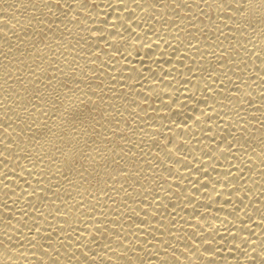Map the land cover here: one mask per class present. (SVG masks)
<instances>
[{
    "label": "bare ground",
    "instance_id": "1",
    "mask_svg": "<svg viewBox=\"0 0 264 264\" xmlns=\"http://www.w3.org/2000/svg\"><path fill=\"white\" fill-rule=\"evenodd\" d=\"M0 264H264V0H0Z\"/></svg>",
    "mask_w": 264,
    "mask_h": 264
},
{
    "label": "clouds",
    "instance_id": "2",
    "mask_svg": "<svg viewBox=\"0 0 264 264\" xmlns=\"http://www.w3.org/2000/svg\"><path fill=\"white\" fill-rule=\"evenodd\" d=\"M247 9V8H246ZM249 14V11L247 9V11L245 13H242V15H248Z\"/></svg>",
    "mask_w": 264,
    "mask_h": 264
}]
</instances>
